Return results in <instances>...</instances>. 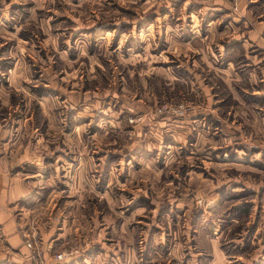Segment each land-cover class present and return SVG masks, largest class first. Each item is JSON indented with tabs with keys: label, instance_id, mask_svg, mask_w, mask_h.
Wrapping results in <instances>:
<instances>
[{
	"label": "rangeland",
	"instance_id": "1",
	"mask_svg": "<svg viewBox=\"0 0 264 264\" xmlns=\"http://www.w3.org/2000/svg\"><path fill=\"white\" fill-rule=\"evenodd\" d=\"M208 1L0 0V264H264V110L178 19Z\"/></svg>",
	"mask_w": 264,
	"mask_h": 264
},
{
	"label": "crops",
	"instance_id": "2",
	"mask_svg": "<svg viewBox=\"0 0 264 264\" xmlns=\"http://www.w3.org/2000/svg\"><path fill=\"white\" fill-rule=\"evenodd\" d=\"M234 1H236L235 4L237 3L236 11L232 9L231 0L208 1L204 4L200 3L203 5L201 8L187 12L184 17L180 16L178 19H184L182 24L189 27V33L197 34L205 16L217 14L218 17H221L219 21L222 22V26L218 29V33L223 35L224 39L219 40L221 44H218V57H221L223 63L216 67V73L224 80L247 82L249 88L246 90L243 88L239 95L237 93L235 95L240 98L241 94L247 95L248 99L246 100L251 102V106L243 100L242 102L245 104L241 102L242 108L254 112L251 113L254 119L252 126L258 128L260 122L255 114L258 110H264V0H261L260 3H258L259 0ZM194 4L196 3L194 2ZM246 4L250 5L247 9L244 8ZM212 22L210 19L203 24L205 25L204 31L210 30ZM241 109L240 111L243 112ZM220 235L211 233V236L207 234L203 240H199V245L202 246L201 249L205 251L204 255L207 258L202 259L199 256V251L196 254L191 253L190 264L235 263L240 256L235 260L228 259L218 244ZM177 242H174L171 248L174 252L178 249L179 243ZM174 255L176 254L174 253ZM193 255H198V259L195 260ZM228 256L233 259L230 255Z\"/></svg>",
	"mask_w": 264,
	"mask_h": 264
},
{
	"label": "built area",
	"instance_id": "3",
	"mask_svg": "<svg viewBox=\"0 0 264 264\" xmlns=\"http://www.w3.org/2000/svg\"><path fill=\"white\" fill-rule=\"evenodd\" d=\"M25 244H26V246H27L28 248L32 249V244H31V242H30V240H29L28 238L25 240ZM64 255H65L64 252H59V253L56 254L55 257H56L57 259H60V258L63 257ZM33 264H37V263H33Z\"/></svg>",
	"mask_w": 264,
	"mask_h": 264
}]
</instances>
